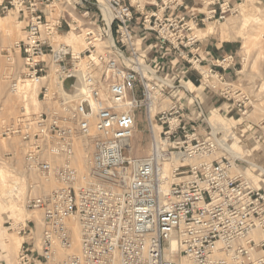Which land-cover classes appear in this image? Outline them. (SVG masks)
Wrapping results in <instances>:
<instances>
[{
    "label": "built area",
    "instance_id": "2783aa9c",
    "mask_svg": "<svg viewBox=\"0 0 264 264\" xmlns=\"http://www.w3.org/2000/svg\"><path fill=\"white\" fill-rule=\"evenodd\" d=\"M197 1L190 10L188 0L0 4L25 24L12 84L22 104L4 135L22 139L26 170L56 184L27 199L42 215L39 239L35 221L9 223L26 238L16 264H264V173L226 154L200 96L232 102L242 116L252 106L232 82L238 55L207 63L196 34L238 17L241 3ZM159 58L165 67L176 59V69L154 67ZM190 71L200 76L195 96ZM25 80L34 90L21 88ZM142 113L152 147L137 157ZM83 138L91 139L85 173L76 165Z\"/></svg>",
    "mask_w": 264,
    "mask_h": 264
},
{
    "label": "rangeland",
    "instance_id": "374dc122",
    "mask_svg": "<svg viewBox=\"0 0 264 264\" xmlns=\"http://www.w3.org/2000/svg\"><path fill=\"white\" fill-rule=\"evenodd\" d=\"M247 5H252L256 13H260L259 17L262 18V23L259 26L253 23H245L244 16L246 14L245 10ZM240 9L241 14L238 17H231L218 26L210 24L209 28L213 27V31H211L214 33L213 35L225 41L228 45L227 52L230 48L232 51L238 53V60L241 61L238 66L239 73L233 76L232 82H234L236 88H241L248 93L252 100V106L247 115L242 116L233 109L232 102H226L208 92L201 93L200 96L203 108L212 125L213 121L216 119H218V122L227 120L229 123L219 126L218 128L213 125L215 131L221 134L220 138L223 142L230 145L231 148H234V152L239 154L240 159L264 168V2L259 3L256 0H244L240 5ZM0 17L3 19L7 27L6 29L10 30V36L7 41L2 39V33H0V167L8 170V178L11 181H19L21 188L20 195L23 200L19 216L10 217L8 214L0 215V235L1 237L4 235L10 241L22 238L21 240L23 243V240L26 238L23 239L22 235L18 234V231H9L7 229L9 223L14 222L16 225L24 226L28 220L35 221L36 228L31 225L33 228L32 236H34L35 239H39L42 233V215L39 211H30L27 208L26 197L29 193V180L24 173L25 155L22 150V139L17 135L8 137L4 135V132L7 127L18 118L22 104L18 95L12 91V84L22 73L23 61L15 50V45L23 36L25 24L20 21L16 13L2 14L0 10ZM247 41L248 45L246 44ZM246 49L248 52H246ZM193 72L194 71H190L189 79L196 83L197 74ZM69 83L70 82L67 84ZM185 83H187V80ZM188 85L190 91L195 96L197 94L196 92H199L198 87L200 82H198L194 88L191 86L190 82ZM4 101L9 102V109L6 112L3 110ZM37 109H41V105H38ZM256 134L263 136V140L259 144L254 140ZM133 146L134 154L137 157L148 155L152 147L151 137L143 113L140 114L137 133L133 139ZM227 155L230 156L229 154ZM260 172V170H253L252 174L258 175L257 173ZM30 181H38L36 184H40L39 177L37 176L30 177ZM40 193L41 191L36 192V194ZM2 242L1 238L0 263L16 264L20 249L8 252L4 250L6 247L1 245Z\"/></svg>",
    "mask_w": 264,
    "mask_h": 264
},
{
    "label": "bare ground",
    "instance_id": "6f19581e",
    "mask_svg": "<svg viewBox=\"0 0 264 264\" xmlns=\"http://www.w3.org/2000/svg\"><path fill=\"white\" fill-rule=\"evenodd\" d=\"M133 1H135V0H133ZM2 2H3V0H0V4ZM245 12H246V14L244 16L245 23H247V24L253 23V24H256L258 26L262 23V18L259 17L260 13L259 14L256 13V11H255L254 7H252V5L251 6L247 5ZM6 28L7 27L4 24L3 19L0 17V31H1L0 33H2V39H5L7 41L8 37L10 36L9 35L10 30H7ZM8 29H9V27H8ZM208 31H210V32L213 31V27H210L208 29ZM67 40L69 42L76 44V45H78V42H79L78 40H75L72 37L67 38ZM248 40H250V39H248ZM246 44L248 45V41ZM247 49H246V52H248ZM249 50H250V48H249ZM3 75H5V74H3ZM8 78H4V79H8ZM20 86L23 90H34L33 84L29 80L21 81ZM4 87H6V86H4ZM35 90L37 91L36 88H35ZM35 102L34 103L36 105H38L37 101H35ZM10 108H11V106H10ZM8 109H9V102L4 101L3 102L4 112H6ZM153 110H154V108H153ZM226 124H229L227 122V120H223V122H218V119H216L215 121H213V125L217 128L219 126L226 125ZM90 140L91 139H84V138L81 139L80 144L78 145V148L76 151V165L78 166V168L80 169V171L82 173L87 172V169H88V157L90 155V143H91ZM222 149L225 152H227V154H229L231 156V158H240L239 154H236L234 152V148H231L230 145H228L226 143H222ZM77 152H78V158H77ZM261 171L264 173V168H261ZM24 173H25V176L28 177V180H29L28 181L29 193L26 197V203H27L28 197L37 192L38 187L40 188V190L42 192H51L52 190H54L56 188V184L54 181L43 182L42 178L40 176H38V174L35 172H29L25 168ZM35 176L39 177V183L40 184H36V182L38 183V181H30V177H35ZM42 183H44V184H42ZM20 193H21V188H20L19 181L18 180L11 181L8 178V170L4 169L3 167H0V215L8 214L10 217H17L20 215V211H21L22 203H23V200L21 198ZM72 229H73V239L75 241V247L77 250H79L80 229H79L78 224H74ZM1 238L3 241L1 245H4L6 247V249H4V250H6L8 252L11 250H16V249L18 250L22 246V240H21L22 238L10 241L4 235H3V237H1V235H0V240H1ZM23 239H24V237H23Z\"/></svg>",
    "mask_w": 264,
    "mask_h": 264
},
{
    "label": "crops",
    "instance_id": "0c3cea01",
    "mask_svg": "<svg viewBox=\"0 0 264 264\" xmlns=\"http://www.w3.org/2000/svg\"><path fill=\"white\" fill-rule=\"evenodd\" d=\"M243 1L244 0H232V2L234 3H241V4L243 3ZM256 1L259 3L264 2V0H256ZM188 4H189L188 10L192 8V5H196V4L199 5L197 0H188ZM210 24H215L216 26H218L222 23L219 24V23L213 22ZM210 24H208L207 27L201 28L196 33L197 37L200 40V43H199L200 55L206 58L207 63H209L210 61L214 59H218L224 55H228V54L238 55L237 52L232 51L230 48H229V51L227 52L228 45L225 43V41H223L220 37L213 35L214 34L213 32L207 31L208 30L207 28H209ZM177 64H178V61L175 59L171 65H167L165 67L162 60L159 58L155 60L154 67H157L159 69H164L167 72V71L175 70ZM193 73L197 74V80L195 81L196 83L190 80L189 79L190 77L188 79H189V82L191 83V86L194 88L195 85L200 81L199 80L200 76L196 71H194Z\"/></svg>",
    "mask_w": 264,
    "mask_h": 264
}]
</instances>
